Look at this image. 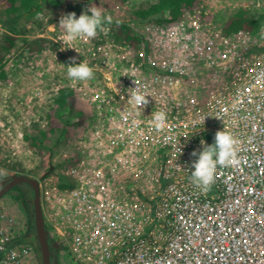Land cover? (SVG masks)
<instances>
[{
	"label": "built area",
	"instance_id": "obj_1",
	"mask_svg": "<svg viewBox=\"0 0 264 264\" xmlns=\"http://www.w3.org/2000/svg\"><path fill=\"white\" fill-rule=\"evenodd\" d=\"M231 1L234 14L264 15V0ZM210 3L145 22L135 49L105 27L73 42L57 33L53 60L50 48L24 57L14 45L1 61L0 85L17 77L27 92L20 111L12 105L26 113L20 128L7 127L16 147L24 131L48 128L61 90L88 110L60 139L59 170L38 181L47 235L64 264H264V22L227 33ZM71 58L100 75L69 79ZM133 89L146 106L129 103ZM157 111L167 116L162 130L150 123ZM222 130L236 140V159L202 192L189 179L191 153ZM27 229V219L0 213V264H34L21 243Z\"/></svg>",
	"mask_w": 264,
	"mask_h": 264
},
{
	"label": "rangeland",
	"instance_id": "obj_2",
	"mask_svg": "<svg viewBox=\"0 0 264 264\" xmlns=\"http://www.w3.org/2000/svg\"><path fill=\"white\" fill-rule=\"evenodd\" d=\"M157 1L158 0H62V7L59 9H53L50 12L45 11L43 14H38L33 23L24 22L18 24L15 33L6 31L0 25V53H3L5 56L10 52L2 51V47L5 44V37H7V35L13 36L15 39V46L13 49L14 55H22L23 52H25L24 57H32L34 54L44 51L45 48H40L37 52L35 51L34 53H30L29 49H27L29 44L33 41L37 39H44L49 41L52 45L49 47V52H51V58L53 60L54 54L59 52V46L55 45L52 39H57V36L61 34L65 36L64 30L59 27V20L62 15L70 13L69 9L66 8L68 5H79L83 12L86 11L88 7H98L102 11L103 16L111 17L112 22L110 24L105 23L104 27L109 29V33H111V36L114 37L115 43H121L124 39H118L116 36L117 30L119 29V23L125 24L130 28L131 33L139 36L140 34L138 32L142 24L145 22L150 23V20L152 21L154 19L147 18L145 20H140L137 17H134L135 12L140 9H145ZM229 1L230 0H221L220 2H217L214 0L213 4L210 3L213 5L212 8L216 10V12H214L213 20L223 28L224 25L235 16V2L231 1V3H229ZM5 8L6 5L4 3L0 4V20L6 18L4 14ZM247 13L248 15L253 16L263 15L260 14V12L253 13L251 10H248ZM163 16L158 19L160 20ZM61 30H63L62 33H60ZM57 33L59 34L57 35ZM60 53L62 57H65L63 52ZM94 75L98 76L100 75V72L96 70V72H93V76ZM16 79L17 80L15 81L14 77H12L10 79L12 82H9L10 84L3 82L0 85V125H3L0 126V181L9 179L13 175H25L41 181V179L43 180L47 176V171L49 169H52L49 174H54L53 171L59 170L57 155L59 151L62 150L60 139L64 134L67 135L70 132L73 133L75 131L76 127L79 125L78 121L81 122L83 120L85 117L83 116L84 112L88 110L80 101L76 103L75 108L71 111L67 110L63 113L62 110L57 108L53 109L51 107L52 113L50 114L48 128L44 131L47 132V135L43 137L41 134L43 130H39L38 132V129L35 128L31 129V132L24 131L25 143L20 147H16L14 132L12 129L11 132H8L7 127L16 124V127L20 128L18 121L22 119L26 113L25 111H23L22 114L15 112L12 105H18V110L20 111L21 105L17 100L24 101V99L26 100L25 96L27 95V92L21 88V80L17 77ZM25 84L26 83H24V85ZM21 97L24 99H21ZM77 109H82V113L80 114ZM25 120L28 122L29 118L26 117ZM35 125H37V123ZM29 187L30 186L25 184L24 186L21 185L19 188L24 195L23 199L27 202L28 210H30L31 213H27L22 200L15 201L11 197L12 195H16V192L7 193L0 198V213L10 214L14 217H22L23 219H27L28 217L33 219V192ZM5 199L8 200L5 201ZM11 203L12 205H10ZM26 236L28 240L26 245L33 247L34 245L32 243H35L36 241L35 230L33 233L29 231L25 237ZM33 249L34 248H32V251L36 253ZM34 255L37 261V263L35 261L34 264H41V258H38L37 253ZM56 255L58 263L64 264L60 252Z\"/></svg>",
	"mask_w": 264,
	"mask_h": 264
},
{
	"label": "trees",
	"instance_id": "obj_3",
	"mask_svg": "<svg viewBox=\"0 0 264 264\" xmlns=\"http://www.w3.org/2000/svg\"><path fill=\"white\" fill-rule=\"evenodd\" d=\"M198 0H158L156 3L149 5L145 9H140L135 12L134 17H137L140 20H145L147 18H153L154 20L162 17L165 12L174 19L179 15L180 10L183 6L187 8H194L197 5ZM5 4L6 8L4 11L5 19L0 20V25L6 30L12 33L16 32V27L21 23H30L34 22L35 17L38 14H43L45 11H52L53 9H59L63 6L62 0H0V4ZM65 7V6H64ZM69 9L70 13H75L78 18L79 15L83 12L79 5H68L66 6ZM264 22V15H248L245 10H240L237 12L230 21L224 25L225 32L235 31L237 29H246L251 32H254L259 26ZM119 29L117 30V38L124 39L127 43L131 45L134 49L141 41L140 36L131 33L129 27L123 23H119ZM15 39L13 36L7 35L5 37V44L2 47V51H9L14 46ZM52 45L49 41L44 39H37L29 44L28 48L30 53L37 52L40 48H49ZM4 55L0 53V63L3 60ZM64 61H67L65 57H62ZM77 99L71 90H61L57 98L54 100V104L59 110L69 109L70 111L75 108ZM78 110V109H77ZM79 113H82V109L78 110ZM52 112H50L51 114ZM43 137L47 135V132L41 133ZM10 192H16V195L11 197L15 201L22 200L23 206L26 209L27 213H31L28 210L27 202L25 201L24 195L21 189L16 186ZM20 197V198H19ZM19 199V200H18ZM30 216V215H28ZM28 219V230L33 233L34 225L30 217ZM27 239H23L25 241ZM28 241V240H27ZM35 247V251L38 250L37 256L40 259V252L37 246V241L32 243ZM37 248V249H36Z\"/></svg>",
	"mask_w": 264,
	"mask_h": 264
},
{
	"label": "clouds",
	"instance_id": "obj_4",
	"mask_svg": "<svg viewBox=\"0 0 264 264\" xmlns=\"http://www.w3.org/2000/svg\"><path fill=\"white\" fill-rule=\"evenodd\" d=\"M111 22V17L103 16L102 11L98 7L92 6L88 7L86 11L82 12L78 18L74 12L62 15L59 20V27L64 30L66 41L73 42L82 37L88 39L95 38L98 34V31L106 33L108 29L105 28L104 25L105 23L110 24ZM67 76L69 79L74 81H87L93 78V70L87 64L82 62L77 63L75 58H71L67 64ZM129 103L133 106H146L148 104V100L146 99V96L138 92L136 89H133L132 95L129 98ZM55 108H57L56 105ZM67 110L69 109L62 110V113L66 112ZM48 118L50 120V114ZM150 123L156 129H164L167 126L166 113L163 111L152 113ZM235 144V138L224 130L217 131L215 133L214 143L212 145H205V141L201 140L200 147L202 150L199 152L193 151L191 153V156L196 157V159L191 163V171L189 176L190 182L202 192L209 191L211 185L214 183V176L217 167L226 166L236 159ZM178 150L180 151V148ZM47 172H50V169ZM10 191L7 193H10ZM28 233L29 230L27 229L26 234ZM25 235L21 239L22 244L27 243V240L23 241V239H27V236L25 237ZM48 240L49 243H54L51 239L48 238ZM33 250L35 251V249ZM59 251L60 249L58 246L57 252Z\"/></svg>",
	"mask_w": 264,
	"mask_h": 264
},
{
	"label": "water",
	"instance_id": "obj_5",
	"mask_svg": "<svg viewBox=\"0 0 264 264\" xmlns=\"http://www.w3.org/2000/svg\"><path fill=\"white\" fill-rule=\"evenodd\" d=\"M27 184L33 192V224L35 229V239L38 244L41 264H51V248L58 250V245L49 243L48 236L45 230L42 211L39 202L38 181L34 178L25 175H13L6 184L0 183V198L10 191L15 186Z\"/></svg>",
	"mask_w": 264,
	"mask_h": 264
},
{
	"label": "flooded vegetation",
	"instance_id": "obj_6",
	"mask_svg": "<svg viewBox=\"0 0 264 264\" xmlns=\"http://www.w3.org/2000/svg\"><path fill=\"white\" fill-rule=\"evenodd\" d=\"M12 177V176H11ZM10 177V178H11ZM10 178L9 179H6L5 181L4 180H2V181H0V183H4V184H6L7 182H9L10 181ZM22 186H24L25 184H21ZM21 185H19L18 187H20ZM2 188V186H0V189ZM30 188V187H29ZM6 195V194H5ZM33 248L35 249V247L33 246ZM58 252H57V250H55L54 248H52V250H51V264H59L58 263V260H57V254Z\"/></svg>",
	"mask_w": 264,
	"mask_h": 264
},
{
	"label": "bare ground",
	"instance_id": "obj_7",
	"mask_svg": "<svg viewBox=\"0 0 264 264\" xmlns=\"http://www.w3.org/2000/svg\"><path fill=\"white\" fill-rule=\"evenodd\" d=\"M235 2V1H234ZM233 9V8H232ZM246 11V10H245ZM246 12H248V11H246ZM217 15V14H216ZM11 159V158H10ZM12 163V162H11ZM6 165V164H5ZM7 166V165H6ZM12 168V167H11ZM5 170H8V169H5ZM11 170V169H10ZM5 172V171H4ZM11 173V172H10ZM23 173V172H22ZM5 175V174H4ZM10 175V174H9ZM42 180V179H41ZM5 181V180H4ZM3 182V181H2ZM31 191V190H30ZM7 194V193H6ZM20 198V197H19ZM8 200V199H7ZM6 199H5V201H7ZM19 200V199H18ZM14 202V201H13ZM23 203V202H22ZM10 205H12V203L10 204ZM4 207V206H3ZM20 207V206H19ZM17 208V207H16ZM21 208V207H20ZM1 210V209H0ZM9 213V212H8ZM37 249V248H36ZM36 252H38V250L36 251ZM36 254V253H35ZM36 263H37V261H36ZM40 264V263H39Z\"/></svg>",
	"mask_w": 264,
	"mask_h": 264
},
{
	"label": "crops",
	"instance_id": "obj_8",
	"mask_svg": "<svg viewBox=\"0 0 264 264\" xmlns=\"http://www.w3.org/2000/svg\"><path fill=\"white\" fill-rule=\"evenodd\" d=\"M84 111V110H83Z\"/></svg>",
	"mask_w": 264,
	"mask_h": 264
}]
</instances>
